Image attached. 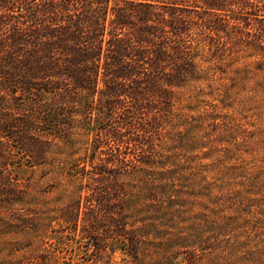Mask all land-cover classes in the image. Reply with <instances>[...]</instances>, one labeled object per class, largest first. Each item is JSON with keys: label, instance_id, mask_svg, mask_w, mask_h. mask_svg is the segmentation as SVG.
<instances>
[{"label": "trees", "instance_id": "16d2710c", "mask_svg": "<svg viewBox=\"0 0 264 264\" xmlns=\"http://www.w3.org/2000/svg\"><path fill=\"white\" fill-rule=\"evenodd\" d=\"M250 16L264 33V0H0V199L15 195L17 153L32 171L66 156L62 172L76 189L69 198L88 188L97 205L62 212V232H82L97 253L110 247L131 257L144 239L161 240L175 226L179 197L167 165L155 172L151 163L154 133L178 101L176 89H216L226 107L264 94V78L248 89L245 68L234 86L221 83L229 44L250 37ZM78 131L95 134L83 156L74 151ZM128 173L147 180L138 229L111 203ZM184 260L196 263L192 253Z\"/></svg>", "mask_w": 264, "mask_h": 264}, {"label": "rangeland", "instance_id": "374dc122", "mask_svg": "<svg viewBox=\"0 0 264 264\" xmlns=\"http://www.w3.org/2000/svg\"><path fill=\"white\" fill-rule=\"evenodd\" d=\"M254 19L250 16V37L238 48L229 44L232 56L221 78L228 87L236 83L239 68L249 72L248 89L264 78V33H257ZM228 33L233 41L237 38L231 28ZM194 88L176 89L178 101L154 133L151 163L155 172L167 165L164 171L172 173L179 197L175 226L164 230L161 240L144 239L133 257L110 247L95 252L82 232L59 229L61 213L77 202L83 212L97 205L89 202L88 188L81 190V198H69L76 189L62 172L66 156H51L45 167L32 171L31 162L17 153L9 177L15 195L0 199V264H186L188 253L195 264H264V94L226 107L216 89ZM249 95L239 97L247 101ZM84 133L78 131L82 145L74 149L82 156L95 135ZM143 176L125 174L115 184L119 189L110 192H118L120 198L111 203L135 229L143 227L146 216L141 215L147 209L146 199L140 198L147 188ZM179 241L188 243L174 246Z\"/></svg>", "mask_w": 264, "mask_h": 264}]
</instances>
